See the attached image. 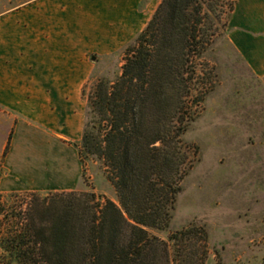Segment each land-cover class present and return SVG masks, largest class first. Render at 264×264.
Here are the masks:
<instances>
[{"label": "trees", "instance_id": "16d2710c", "mask_svg": "<svg viewBox=\"0 0 264 264\" xmlns=\"http://www.w3.org/2000/svg\"><path fill=\"white\" fill-rule=\"evenodd\" d=\"M208 1L162 0L125 48L117 78L98 79L88 96L79 157L102 160L119 205L63 192L56 217L28 220L19 210L11 219L0 192V264H204V228L185 226L168 240L149 228L168 229L182 189L189 99L203 89L197 60L214 34Z\"/></svg>", "mask_w": 264, "mask_h": 264}, {"label": "rangeland", "instance_id": "374dc122", "mask_svg": "<svg viewBox=\"0 0 264 264\" xmlns=\"http://www.w3.org/2000/svg\"><path fill=\"white\" fill-rule=\"evenodd\" d=\"M22 1L25 0H2L1 6L6 9ZM148 2L142 0L141 6L146 7ZM232 2L234 8L230 11ZM253 2L208 1L212 8L205 27L211 26L209 33L214 34L197 60L201 77L196 85H202L203 89L189 99L193 116L183 135L188 158L181 171L182 189L176 196L168 229L149 228L152 234L165 240L172 231L185 226L204 228L207 232L204 264H264V75L254 71L238 45L240 40L256 35L259 25L264 29V19H257L251 10L257 8ZM259 4L264 11V2ZM152 6V11L147 10L150 15L146 23L157 2ZM138 34L116 51H84L81 66L84 77L75 102L77 108L84 110L98 79L117 78L124 62V50ZM3 132L5 136L12 133L9 129ZM77 143L73 142L75 146ZM7 147L9 151V143L4 146V152ZM34 149L41 151L38 147ZM23 150L18 146L10 159L17 168ZM47 150L46 147L42 151ZM4 159L5 154L0 158V192L4 210L11 219L19 210L28 220L36 213L37 218L50 219L52 213L56 217L62 210L63 192L93 193L95 202L111 199L119 205L106 166L97 157L81 162L80 186L73 190L50 187L6 190L2 188L7 170ZM16 170L18 177H9L5 181L7 185L22 181L19 168ZM41 203L44 209L37 212Z\"/></svg>", "mask_w": 264, "mask_h": 264}, {"label": "crops", "instance_id": "0c3cea01", "mask_svg": "<svg viewBox=\"0 0 264 264\" xmlns=\"http://www.w3.org/2000/svg\"><path fill=\"white\" fill-rule=\"evenodd\" d=\"M161 1L149 0L142 7V0H25L2 9L0 0V158L10 145L2 160L7 169L2 188L80 186L78 147L87 103L82 110L75 102L84 77V51L109 53L124 47L145 28L147 10ZM252 1L257 3L251 8L254 16L264 19L259 7L264 0ZM238 45L254 71L264 75L262 26ZM4 129L12 131L10 136ZM18 146L24 149L18 166L22 181L7 185L9 177H18L10 162Z\"/></svg>", "mask_w": 264, "mask_h": 264}]
</instances>
